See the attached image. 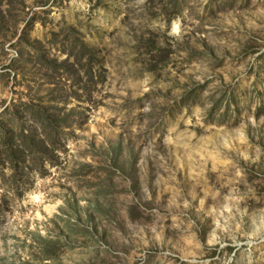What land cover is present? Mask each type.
Here are the masks:
<instances>
[{"label":"rangeland","instance_id":"1","mask_svg":"<svg viewBox=\"0 0 264 264\" xmlns=\"http://www.w3.org/2000/svg\"><path fill=\"white\" fill-rule=\"evenodd\" d=\"M24 2L32 38L74 28L106 80L58 165L5 191L0 264H264V0ZM150 33L169 52L153 72ZM10 43L0 112L24 91Z\"/></svg>","mask_w":264,"mask_h":264},{"label":"trees","instance_id":"2","mask_svg":"<svg viewBox=\"0 0 264 264\" xmlns=\"http://www.w3.org/2000/svg\"><path fill=\"white\" fill-rule=\"evenodd\" d=\"M58 1L32 0V7H52ZM181 2L169 0L176 12ZM14 3H19L22 11H12ZM24 4V0H0V31L11 30L13 41L8 67L13 70L15 85L24 89L16 102L0 112V221L11 214V200L5 191L20 197L32 187L34 175L42 177L48 168L58 165L65 130L78 125L81 109L88 110L82 104L95 105L106 80L102 62L74 28L64 35L60 29L48 32L43 39L32 38L35 25L44 22L37 12L23 11ZM20 13L24 14L21 18ZM150 34L143 46L152 60L147 71L153 72L169 52L157 47L154 33Z\"/></svg>","mask_w":264,"mask_h":264}]
</instances>
